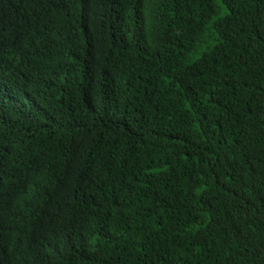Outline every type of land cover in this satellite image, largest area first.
<instances>
[{
    "label": "trees",
    "instance_id": "1",
    "mask_svg": "<svg viewBox=\"0 0 264 264\" xmlns=\"http://www.w3.org/2000/svg\"><path fill=\"white\" fill-rule=\"evenodd\" d=\"M0 264H264V0H0Z\"/></svg>",
    "mask_w": 264,
    "mask_h": 264
}]
</instances>
